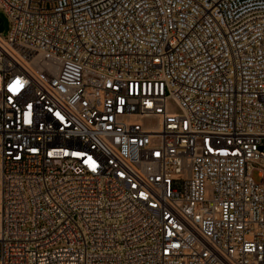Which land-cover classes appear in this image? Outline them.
<instances>
[{
    "label": "built area",
    "instance_id": "obj_1",
    "mask_svg": "<svg viewBox=\"0 0 264 264\" xmlns=\"http://www.w3.org/2000/svg\"><path fill=\"white\" fill-rule=\"evenodd\" d=\"M0 7V264H264V0Z\"/></svg>",
    "mask_w": 264,
    "mask_h": 264
},
{
    "label": "rangeland",
    "instance_id": "obj_2",
    "mask_svg": "<svg viewBox=\"0 0 264 264\" xmlns=\"http://www.w3.org/2000/svg\"><path fill=\"white\" fill-rule=\"evenodd\" d=\"M0 18L3 20L5 27V30L3 32V38L8 39L11 32V22L7 14L4 12V10L1 7H0Z\"/></svg>",
    "mask_w": 264,
    "mask_h": 264
},
{
    "label": "water",
    "instance_id": "obj_3",
    "mask_svg": "<svg viewBox=\"0 0 264 264\" xmlns=\"http://www.w3.org/2000/svg\"><path fill=\"white\" fill-rule=\"evenodd\" d=\"M4 30H5L4 22H3V20L0 18V31L3 32Z\"/></svg>",
    "mask_w": 264,
    "mask_h": 264
}]
</instances>
